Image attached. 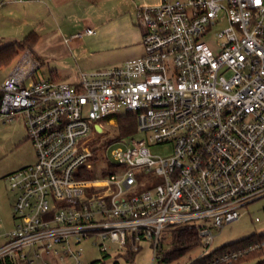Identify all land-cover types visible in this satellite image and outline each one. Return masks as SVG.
Wrapping results in <instances>:
<instances>
[{
    "label": "built area",
    "instance_id": "obj_1",
    "mask_svg": "<svg viewBox=\"0 0 264 264\" xmlns=\"http://www.w3.org/2000/svg\"><path fill=\"white\" fill-rule=\"evenodd\" d=\"M134 9L139 56L69 83L35 77L41 64L25 49L0 81V120L21 115L36 154L5 175L16 198L13 228L0 232V264H79L89 238L103 252L113 243L134 253L147 241L155 262L170 226L195 230L201 256L264 196V0H158ZM122 111L134 114L142 136L111 158L96 156L90 130ZM157 145L169 153H152ZM256 250L264 238L209 264Z\"/></svg>",
    "mask_w": 264,
    "mask_h": 264
},
{
    "label": "rangeland",
    "instance_id": "obj_2",
    "mask_svg": "<svg viewBox=\"0 0 264 264\" xmlns=\"http://www.w3.org/2000/svg\"><path fill=\"white\" fill-rule=\"evenodd\" d=\"M131 6L143 3H154L158 0H128ZM1 10V9H0ZM7 12V11H6ZM1 13V12H0ZM14 17V19L12 18ZM26 17V16H25ZM9 18V19H8ZM12 21H11V20ZM26 19V18H25ZM24 19V15H8L4 13L0 17V46L8 42L20 40L27 33V22ZM15 20V21H14ZM29 21V20H27ZM38 48H43V41H39ZM44 49V48H43ZM139 51L138 45H136L131 52L134 54ZM112 52H107L104 56L108 59ZM126 51L120 53L119 56L126 55ZM21 57V53L11 60L7 65L0 67V81L10 72L14 65ZM75 60L77 57L66 59L68 65L75 66ZM50 61H44L40 69L34 74L37 76H50V68L52 67ZM123 113V111L121 112ZM103 133H97L94 129H91L89 136H91L90 148L94 149L96 156L101 154L103 157H112V151L120 146H126L130 143L131 138H139L142 133L135 131L128 136H124L123 141L115 142L119 138L117 129L114 126L115 121H109L107 124L101 120ZM152 153L165 155L169 153L168 146L157 145L151 147ZM36 159L35 149L31 141L27 138V131L24 123V119L21 115H17L11 121L3 122L0 120V232H6L13 228V204L16 198V193L13 191L8 181L5 179V175L13 170H16L22 166L32 164ZM97 162L100 161L96 160ZM96 162V163H97ZM241 216L228 224H225L220 231L216 232L212 245L208 249L211 251L216 248H220L227 244L239 241L250 235L260 236L264 234V196L252 201L246 207L241 209ZM259 221H255V218ZM165 242L168 241L166 236ZM93 239L82 240L79 244L81 248V256L79 264H92L93 261L98 260L97 264H151L152 261V247L147 241H141L136 252L132 253L125 247H118L116 244L107 243L108 249L105 251L107 254L104 257L101 250L94 244ZM261 250H256V252ZM203 252L200 245H196L181 258L180 264L184 261L194 259ZM252 252V253H254ZM251 253V254H252ZM250 255V254H249ZM246 256L237 262L232 264H256L257 260L264 258V251L262 256ZM155 264V262H154Z\"/></svg>",
    "mask_w": 264,
    "mask_h": 264
},
{
    "label": "crops",
    "instance_id": "obj_3",
    "mask_svg": "<svg viewBox=\"0 0 264 264\" xmlns=\"http://www.w3.org/2000/svg\"><path fill=\"white\" fill-rule=\"evenodd\" d=\"M0 9V17L24 15L26 32L37 35L31 54L41 66L50 61V76L59 81L74 83L79 72L120 65L142 53L141 31L128 0H0ZM86 27L93 33H83ZM40 40L44 49L38 48ZM136 45L137 54H129ZM123 51L128 54L119 56ZM107 52L112 53L105 59ZM74 55L75 66L68 65L66 59Z\"/></svg>",
    "mask_w": 264,
    "mask_h": 264
},
{
    "label": "trees",
    "instance_id": "obj_4",
    "mask_svg": "<svg viewBox=\"0 0 264 264\" xmlns=\"http://www.w3.org/2000/svg\"><path fill=\"white\" fill-rule=\"evenodd\" d=\"M37 41L36 33L31 30L24 35L20 40H15L8 42L0 46V67L7 65L15 57H17L23 50L30 49ZM115 127L119 137L128 136L135 131L136 119L133 113L123 112L114 117ZM168 237V241L165 242V237ZM264 238V234L260 236L250 235L239 241L227 244L220 248L213 249L206 254L196 257L192 264H209L211 259L226 251L230 248H234L238 245H243L255 240ZM162 248L158 250V257L156 258V264H177L180 262L181 258L193 247L197 245V235L196 231L188 229L185 226H170L165 229V232L161 238ZM104 257L107 254L101 251ZM263 252L250 253L251 256H262ZM248 256V255H247ZM98 260L92 262V264H97ZM117 264V263H115ZM256 264H264V258L257 260Z\"/></svg>",
    "mask_w": 264,
    "mask_h": 264
},
{
    "label": "water",
    "instance_id": "obj_5",
    "mask_svg": "<svg viewBox=\"0 0 264 264\" xmlns=\"http://www.w3.org/2000/svg\"><path fill=\"white\" fill-rule=\"evenodd\" d=\"M95 130L98 131L99 133L103 132V129L98 124L95 125Z\"/></svg>",
    "mask_w": 264,
    "mask_h": 264
}]
</instances>
